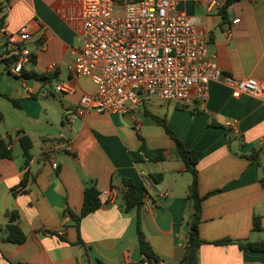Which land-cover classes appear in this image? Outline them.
<instances>
[{
    "label": "crops",
    "instance_id": "0c3cea01",
    "mask_svg": "<svg viewBox=\"0 0 264 264\" xmlns=\"http://www.w3.org/2000/svg\"><path fill=\"white\" fill-rule=\"evenodd\" d=\"M180 8L206 32L209 51L226 75L264 80V0L228 2L213 12L193 3ZM23 28L28 29L26 46L34 55L21 78L11 72L14 59L7 55V38ZM81 29V0L0 4V140L11 138L14 154L11 160H0V264H137L144 259L139 222L158 260L178 264L190 232L193 178L174 140L154 116L164 119L186 148L201 153L197 169L204 197V243L198 264H264V252L239 246L264 242V101L235 99L230 88L217 82L210 85L204 103L152 99L138 110L90 112L66 124V113L75 111L84 94L96 92L90 79H75L71 73ZM58 84L73 92H57ZM228 122L236 127L227 128ZM20 131L33 141L30 161L20 145ZM143 144L161 150L164 160L149 161L141 152ZM132 153L140 155V161ZM25 178L26 187L14 194ZM126 181L142 196L141 206L127 209ZM88 187L100 192L101 206L77 229L72 215L81 214ZM110 189L115 190L114 201L102 195ZM13 212L26 235L23 244L7 240ZM257 218L260 230L254 225ZM224 240L231 243L218 244Z\"/></svg>",
    "mask_w": 264,
    "mask_h": 264
},
{
    "label": "built area",
    "instance_id": "2783aa9c",
    "mask_svg": "<svg viewBox=\"0 0 264 264\" xmlns=\"http://www.w3.org/2000/svg\"><path fill=\"white\" fill-rule=\"evenodd\" d=\"M229 1L81 0V44L71 73L75 79H90L96 92L84 94L75 111L66 113V124L72 125L90 112L123 114L138 110L152 99L180 105L204 103L210 85L217 82L230 88L235 99L251 96L264 101V80L226 75L217 56L209 51L206 32L196 18L180 8L184 3H193L213 12ZM29 39L27 28L7 38V55L14 59L11 72L16 77L24 78V69L32 62L34 54L26 46ZM55 69L53 65L51 72ZM56 90L73 92L65 84H58ZM226 126L234 129L236 123L228 122ZM66 150L73 149L66 143ZM114 193L110 189L102 195L114 201Z\"/></svg>",
    "mask_w": 264,
    "mask_h": 264
},
{
    "label": "trees",
    "instance_id": "16d2710c",
    "mask_svg": "<svg viewBox=\"0 0 264 264\" xmlns=\"http://www.w3.org/2000/svg\"><path fill=\"white\" fill-rule=\"evenodd\" d=\"M238 1V0H230L229 4ZM26 77L29 78V75H26ZM35 78H43L45 80L52 81L49 77H40L38 75H34ZM12 104L16 107H19V103L16 100L9 99ZM154 119L162 125L168 135L174 140L176 144V149L179 157L182 159V161L185 163L186 170L192 175V184L189 188V195H188V201L192 202L193 204V214L191 219V225H190V232L188 235V243H187V249L186 252L181 259V261L178 264H198V254L199 250L204 243L202 239L200 238V224H201V218H202V201L204 197L200 195L199 192V179H198V169L197 166L199 164L201 153L195 150H189L186 148L184 143L178 139L175 134L170 130V128L167 125V122L164 119L158 118L154 116ZM4 120V116L0 113V123ZM20 136L19 142L22 147V150L24 152V155L27 159V161H30L31 157V150L33 148V141L31 138L23 131H20L18 133ZM12 145V139H6V140H0V160L3 159H13L14 154L11 148ZM141 152L144 154V156L151 162H161L164 160V155L161 150H150L146 147L145 144L141 147ZM132 158L135 161H140L141 157L140 155L136 153H132ZM160 180L163 179V175L158 176ZM156 178V177H155ZM28 182V179L25 178L24 181L21 183L20 187L18 189L12 190L14 194L17 192L22 191ZM159 182V180H158ZM127 191L125 193V200H126V207L127 209H132L134 207H139L143 204V198L141 195H139L136 191L135 185L131 181H126ZM101 206V194L95 187H88L85 190L84 193V203L82 212L79 216L72 215V219L76 224L77 229L80 227V223L83 218L95 213L99 210ZM254 225L256 230L261 229L260 220L257 218L254 221ZM1 232V230H0ZM6 233H7V240L14 244H23L26 241V235L24 234L23 230L20 227L19 224V215L16 212H13L10 214V222L8 226L6 227ZM138 242L139 247L142 255L144 256V259L142 262L137 264H144L145 262L153 261L154 263L159 262L158 258L156 257L155 253L153 252L150 244L146 240V237L141 229L140 222L138 223ZM231 243L230 240H224L218 242V244H229ZM239 246L242 249L248 248L254 252H264V242H257V243H241Z\"/></svg>",
    "mask_w": 264,
    "mask_h": 264
},
{
    "label": "water",
    "instance_id": "95a60500",
    "mask_svg": "<svg viewBox=\"0 0 264 264\" xmlns=\"http://www.w3.org/2000/svg\"><path fill=\"white\" fill-rule=\"evenodd\" d=\"M151 262V261H150Z\"/></svg>",
    "mask_w": 264,
    "mask_h": 264
}]
</instances>
